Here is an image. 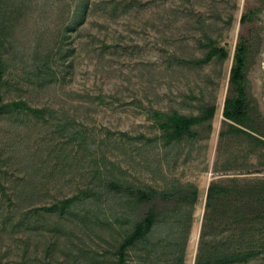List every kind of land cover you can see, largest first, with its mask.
Listing matches in <instances>:
<instances>
[{
    "label": "rangeland",
    "instance_id": "1",
    "mask_svg": "<svg viewBox=\"0 0 264 264\" xmlns=\"http://www.w3.org/2000/svg\"><path fill=\"white\" fill-rule=\"evenodd\" d=\"M210 42L227 58L191 65ZM241 42L250 129L224 118ZM0 59L4 102L45 111L0 116V264H114L146 222L159 232L128 264L179 236L160 264H197L211 185L200 264H264V0H0ZM155 113L202 120L167 145ZM91 190L64 217L43 210Z\"/></svg>",
    "mask_w": 264,
    "mask_h": 264
},
{
    "label": "trees",
    "instance_id": "2",
    "mask_svg": "<svg viewBox=\"0 0 264 264\" xmlns=\"http://www.w3.org/2000/svg\"><path fill=\"white\" fill-rule=\"evenodd\" d=\"M245 22V18H242V23ZM208 52L206 53L203 59L198 61H193L190 64L193 66H203L212 61L213 58H218L220 60H224L227 58V52L224 49L217 48L213 46V42H210V45L207 47ZM245 61H246V47L244 42H241L236 50L235 58H234V68L232 70V77L230 80V85L233 87L239 88V98L230 99L227 98L225 102L224 108V118L230 122L235 123L243 128L250 129L251 126L248 122V105L246 102V92L242 88V85L245 81ZM6 67L4 62L0 59V81L3 79L6 73ZM21 110H27L31 113H35L38 115L44 114L45 111L42 110H33L31 109L27 103L25 102H13V103H5L2 92L0 90V116L12 114L14 112H19ZM155 117L157 119V127L163 133V139L166 141V144H171L173 142H180L187 136L195 126L201 123L200 117H186L182 116L179 113H174L173 115H167L163 113H155ZM126 190L121 188L119 189L122 192L123 196H128L132 192L134 197L139 202H150L155 198L151 193L150 189H138L135 191L133 186H126ZM127 191H130V194H127ZM214 192L215 187L211 185L208 193L207 205H206V213L204 217V222L202 226V233L200 236V241L198 245V255H197V264H200L202 260L205 250L209 245V233L208 228L210 226L211 218L210 215L213 212L214 206ZM172 193V192H171ZM97 195L95 191H87L82 192L79 195H76L72 198L61 200L51 205L50 207H44L43 210L50 214H58L61 217L66 216L72 209L76 206L85 205L91 202ZM165 199L167 201H172L174 199V193L165 194ZM176 223L182 227L181 222L176 220ZM162 224L170 225L171 221H167ZM159 224L153 222H146V224L141 223H133L130 227L125 231L126 235H130L123 243L116 247L115 255L117 260L114 264H128L129 250L134 246L141 245L144 240H147L152 234H158ZM190 226H186L184 229V234L189 230ZM187 234V233H186ZM180 235V234H179ZM169 239V237H168ZM181 237H177L176 239H172V241L159 240L156 244H153L152 247L147 249L146 257H143V262L137 264H160L162 262V257L166 256L167 253H173V251L179 248V241ZM178 242V246L177 245ZM172 255V254H171ZM180 259H176L174 261H179ZM181 263H184V259L181 260Z\"/></svg>",
    "mask_w": 264,
    "mask_h": 264
}]
</instances>
